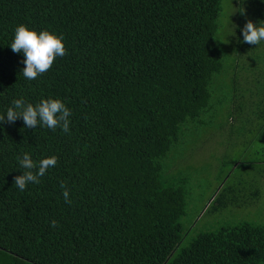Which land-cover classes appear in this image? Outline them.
I'll return each mask as SVG.
<instances>
[{
    "label": "trees",
    "instance_id": "16d2710c",
    "mask_svg": "<svg viewBox=\"0 0 264 264\" xmlns=\"http://www.w3.org/2000/svg\"><path fill=\"white\" fill-rule=\"evenodd\" d=\"M223 2L0 0V114L20 98L59 99L72 113L70 134L0 123V264H264L261 220L202 232L181 248L184 179L168 177L195 126L225 103V93L212 94L216 78L227 83L216 37L231 9L238 102L264 91V56L241 59L258 48L241 29L264 23V2ZM18 25L64 37L66 55L35 80L23 77V54L10 48ZM262 95L253 112L264 116ZM23 153L58 161L21 192L14 179Z\"/></svg>",
    "mask_w": 264,
    "mask_h": 264
},
{
    "label": "rangeland",
    "instance_id": "374dc122",
    "mask_svg": "<svg viewBox=\"0 0 264 264\" xmlns=\"http://www.w3.org/2000/svg\"><path fill=\"white\" fill-rule=\"evenodd\" d=\"M224 2L228 3L230 0ZM230 13L221 22V25L227 28H224V32L221 29L216 37V44L222 51L223 72L228 75L227 83L216 78L212 94L215 100L225 93L223 96L225 103L218 106L220 115L213 119L209 117L206 122L200 121L195 126L192 144L184 145L177 151L175 154L177 163L181 162L176 166V171L168 176L184 179L181 184L186 191L187 216L183 223L186 225L188 235L181 248L188 247L200 233L216 230L227 224L234 226L244 221L256 224L260 223V220L264 223V194L260 196L250 194L247 204L243 206L241 203L246 191L252 193L256 189L263 192L264 185L256 172L257 167L251 165L252 161L257 159L255 151L253 149L248 151V148L246 151L243 150L244 145L250 146V143L246 144L244 142L246 139L240 136L239 121L232 124L228 120V116H233V112L235 118H238L240 113L238 110L240 82L232 83L233 75L238 74L240 66L238 63L235 64L238 56L228 37L231 32L228 25H234L236 20L232 18V9ZM244 53L242 60L252 61L258 56H264V42H261L254 51L249 53L247 50ZM249 79L255 80V78ZM260 92L264 95V91ZM227 95L236 99L229 101ZM255 101H259L257 97L254 98ZM251 103L252 98H249L247 106L252 115L255 109ZM229 137H231L230 141ZM253 143L258 148L261 147L260 142ZM183 156L187 159L184 160ZM244 157L248 161L247 177L241 169L245 164L241 167L238 165Z\"/></svg>",
    "mask_w": 264,
    "mask_h": 264
},
{
    "label": "clouds",
    "instance_id": "9594fccd",
    "mask_svg": "<svg viewBox=\"0 0 264 264\" xmlns=\"http://www.w3.org/2000/svg\"><path fill=\"white\" fill-rule=\"evenodd\" d=\"M264 2V0H262ZM243 42L260 45L264 42V23H253L248 21L241 29ZM10 48L14 53L23 54L22 70L23 77L27 80H35L47 72L58 57L66 55L64 37L49 30L30 29L26 25H18L14 30L13 40ZM71 110L62 100L48 98L42 99L33 105L23 98L12 101L5 113L0 114V123L5 120L15 123L22 119L26 128H47L50 130L60 129L63 133L70 134ZM19 167L23 174L15 177L14 186L23 192L30 184H39L50 168L57 165L58 158L46 157L34 161L31 154L23 153L17 156ZM64 189L62 195L66 203H71L69 191L62 183ZM51 226L55 228L57 222L53 220Z\"/></svg>",
    "mask_w": 264,
    "mask_h": 264
},
{
    "label": "crops",
    "instance_id": "0c3cea01",
    "mask_svg": "<svg viewBox=\"0 0 264 264\" xmlns=\"http://www.w3.org/2000/svg\"><path fill=\"white\" fill-rule=\"evenodd\" d=\"M249 84L252 85L251 81ZM244 85L247 86L246 83H244ZM247 91L246 93H241V96H240V109H238L240 111L239 117L238 118L234 117L232 120H230V122L232 124L233 123L236 124L239 121V126H238V130L240 131L239 134L240 136L246 139L244 141L246 144L250 143V146L244 145L245 149L243 150L246 151V148H248V151L251 149L255 151L257 159H254L251 165H254L257 167L258 170L256 172L260 175L261 183L264 185V116L255 114L253 112L254 110L252 111V115H251V112L249 111L248 106H247L249 98H252L251 104H254V98L255 97L258 98L257 94L260 90H258L256 96H254L251 92H247ZM258 103H259L258 101L257 102L255 101V105ZM229 138H230L229 139L230 141L231 137ZM253 142L255 143L257 142V144L260 142L261 147L258 148L257 145L254 144ZM245 158L246 157L242 158L241 163H238V165L241 167L243 164H245V166H243V168L241 169L244 173V176L247 177L249 170L246 169V166L248 165V161L245 160ZM250 194L260 196L261 194H264V190L262 192L260 190L254 189L252 193L251 191H246L244 198L241 201V203H243L242 204L243 206L247 204L246 202ZM259 199L261 200V197Z\"/></svg>",
    "mask_w": 264,
    "mask_h": 264
}]
</instances>
